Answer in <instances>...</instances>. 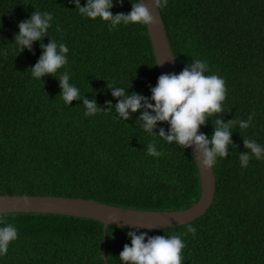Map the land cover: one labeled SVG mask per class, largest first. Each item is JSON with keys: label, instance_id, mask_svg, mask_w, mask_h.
<instances>
[{"label": "trees", "instance_id": "1", "mask_svg": "<svg viewBox=\"0 0 264 264\" xmlns=\"http://www.w3.org/2000/svg\"><path fill=\"white\" fill-rule=\"evenodd\" d=\"M136 2L113 0L110 11L127 14ZM159 9L180 72L199 59L207 62L205 75L225 81L224 112L208 118L204 134L211 138L218 117L247 121L255 114L247 129H231L228 157H217L211 207L180 226L108 225L106 232L92 218L2 213L0 227L13 225L17 238L0 264H123L119 254L131 245L129 231L170 237L186 233L189 224L196 233L181 236L182 264H264V158L253 156L246 168L239 160L248 151L243 139L264 147V0H167ZM36 10L52 15L51 27L32 51L21 52L14 43L18 24ZM50 40L68 47L67 64L36 79L31 67ZM65 72L81 95L71 105L60 95ZM159 76L147 25L109 31V22L82 16L69 0H0V194L84 197L160 211L194 204L201 180L191 149L144 131L140 111L127 121L119 117L108 88L150 98ZM85 96L105 110L111 101V111L85 117ZM161 127L170 126L158 122L157 134ZM149 143L163 155H148Z\"/></svg>", "mask_w": 264, "mask_h": 264}, {"label": "clouds", "instance_id": "2", "mask_svg": "<svg viewBox=\"0 0 264 264\" xmlns=\"http://www.w3.org/2000/svg\"><path fill=\"white\" fill-rule=\"evenodd\" d=\"M69 2L75 4V8L82 16L93 20L100 18L109 22V31L120 24L150 26L156 22V17L143 0L132 3V10L129 13L115 15L110 11L113 0H87L83 7L80 5V0H69ZM118 2L122 4L123 0ZM152 4L155 9L162 8L166 6L167 0H152ZM51 21L50 13L36 10L30 19L18 24L19 32L14 36V43L20 47L21 52L24 49L32 51L33 42L43 40L51 27ZM57 30L59 31V28ZM40 46L43 54L31 67V75L36 79L46 75L54 76L58 69L67 64L69 51L64 43L57 44L54 40H50L46 45L41 43ZM207 70V62L197 59L179 74H161L156 86L150 88L152 93L150 98L135 92L128 95L126 89L109 85L111 95L117 98L115 111L125 121L131 118L132 113L140 111L137 122L144 131L159 135L169 144L175 142L184 149L192 147L198 163L211 169L217 163V157H228L229 145L233 144L231 129L237 124L241 129H247L255 114H250L247 121L231 119L225 122L218 117L210 139L206 134H198L199 128L206 125L209 117L224 112L222 103L226 98L225 81L218 75H205ZM69 80L67 72L59 77V86L62 90L60 95L67 105L81 100L79 89L70 84ZM82 102L86 109L85 117L93 116L99 111H111L113 106L111 101H107V110H105L98 106L95 99L86 96L82 98ZM158 122H167L170 126L167 132L161 127L157 134L155 129ZM243 146L248 151L240 152L241 167L246 168L253 156L258 160L264 158V147L256 141L243 139ZM147 154L163 155L156 150L155 143L147 145ZM187 233L195 235V227L189 224L186 233L174 234L170 237L148 236L147 232L138 235L136 231H129L127 235L131 238V245H124L119 259L123 264H182L181 253L185 244L181 236ZM16 238L17 229L13 225L6 224L0 227V256L7 254L10 242ZM105 264H107L106 260Z\"/></svg>", "mask_w": 264, "mask_h": 264}, {"label": "water", "instance_id": "3", "mask_svg": "<svg viewBox=\"0 0 264 264\" xmlns=\"http://www.w3.org/2000/svg\"><path fill=\"white\" fill-rule=\"evenodd\" d=\"M150 7L156 22L147 25L151 45L161 74L175 73L180 70L176 64L160 9H155L152 0H143ZM199 133L204 131L199 128ZM194 157V150L190 147ZM196 159V157H195ZM201 194L199 199L185 209L149 210L114 205L102 201L58 195L0 194V214L10 212H36L59 214L74 217H85L98 220L104 224L132 229H161L187 224L205 214L211 207L216 190L214 168L198 163ZM104 257L106 254L104 253Z\"/></svg>", "mask_w": 264, "mask_h": 264}]
</instances>
